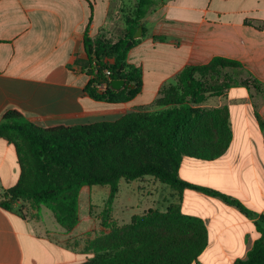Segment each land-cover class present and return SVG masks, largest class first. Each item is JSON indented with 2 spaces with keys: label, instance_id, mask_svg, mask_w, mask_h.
<instances>
[{
  "label": "crops",
  "instance_id": "1",
  "mask_svg": "<svg viewBox=\"0 0 264 264\" xmlns=\"http://www.w3.org/2000/svg\"><path fill=\"white\" fill-rule=\"evenodd\" d=\"M136 1L0 0V121L9 110L41 128L116 121L149 105H134L138 99L153 104L186 66L215 57L232 59L242 68L226 72L244 74L252 85H233L203 105L228 107L231 144L213 161L185 157L179 175L264 216V128L256 118L258 113L264 122V0H167L148 14L147 34L128 53V62L143 70L141 93L122 104L97 101L86 92L90 76L84 70L85 32L117 41L126 26L122 10ZM20 174L15 146L0 138V194L15 186ZM166 187L151 176L122 180L114 203V208L120 203V215L114 219L130 222L134 214L128 220L125 212L138 209L131 202L136 190L141 191V196L155 199L146 209L167 206L160 209L165 211L177 203L184 215L205 223L208 246L192 264H234L247 258L261 235L252 218L203 191L180 194ZM85 190L90 187L81 195ZM91 231L83 227L81 215L78 227L66 232L44 206L34 210L19 202L9 211L0 204V264H82L93 256L87 250Z\"/></svg>",
  "mask_w": 264,
  "mask_h": 264
},
{
  "label": "trees",
  "instance_id": "2",
  "mask_svg": "<svg viewBox=\"0 0 264 264\" xmlns=\"http://www.w3.org/2000/svg\"><path fill=\"white\" fill-rule=\"evenodd\" d=\"M165 2L137 0L125 5V30L115 42L85 32L84 70L90 76L86 92L91 98L122 104L141 93L143 70L128 62V53L147 34L148 14ZM139 27L143 36L134 40ZM227 68L241 69L242 65L215 57L210 63L186 66L174 83L160 91L151 109L128 112L116 121L41 128L17 110L7 111L0 121V138L15 146L21 174L15 186L1 192V206L9 211L19 202L29 203L34 210L44 206L70 232L80 224L82 189L108 186L110 196L99 217L103 231L88 241L87 250L93 256L82 264H192L208 246V230L201 219L184 215L179 204L172 203L165 211L149 208L129 223L120 224L113 217L120 182L151 176L180 194L194 189L219 197L252 218L260 238L247 258L234 264H264V216L231 196L187 183L179 175L185 157L213 161L231 144L228 107L203 106L237 84L228 75L220 80ZM114 79L125 80L122 90L109 86L99 92L96 88ZM254 85L259 88L255 81ZM256 118L264 128L258 113Z\"/></svg>",
  "mask_w": 264,
  "mask_h": 264
},
{
  "label": "rangeland",
  "instance_id": "3",
  "mask_svg": "<svg viewBox=\"0 0 264 264\" xmlns=\"http://www.w3.org/2000/svg\"><path fill=\"white\" fill-rule=\"evenodd\" d=\"M126 5H129V3H126ZM226 75L232 76L226 72L221 76L220 80H223V76H226ZM233 76L232 77L234 78V81H236V83H237L234 86H246V87H248L249 85H252L251 80L244 77L245 76L244 74L240 75L239 73H237V75L233 74ZM254 92H256V90H254ZM133 104L134 105H136V104H149L144 108L145 109H151L152 108V103L150 104L148 101H143L142 99H138ZM134 185L135 186H133V187H135V189H136L138 184H134ZM166 188H167V190H169V192H172V190L169 187H166ZM141 193H142L141 191L136 190V193L133 196V200L131 202L135 205H138V209H133L132 211L127 210L125 212V215H126V217H128V220L130 219V217L133 214L134 215H136V214L142 215V214L146 213V211H147L146 208L148 206H151L152 204H155L154 198L147 197L145 195L141 196ZM109 196H110V188L108 186H93L90 188V190H85L81 195V205H79V206H80V215H81L83 227L84 228L86 227V229H92L90 235L93 238L97 234H99L101 231H103L102 225L99 221V217H100L101 212L103 211L104 205L106 204V202L109 199ZM129 203H130V201L128 200V204ZM119 206H121L120 203H118L115 208L113 206V216L114 215H116V216L120 215V207ZM166 207L167 206L162 207L160 209L163 210ZM27 211H28L29 215L32 213L30 209H28ZM114 211H115V214H114ZM89 216H90V220H91L90 224H89V222H87L89 220ZM85 223H88V224L86 225Z\"/></svg>",
  "mask_w": 264,
  "mask_h": 264
},
{
  "label": "water",
  "instance_id": "4",
  "mask_svg": "<svg viewBox=\"0 0 264 264\" xmlns=\"http://www.w3.org/2000/svg\"><path fill=\"white\" fill-rule=\"evenodd\" d=\"M142 36H143L142 27H139L138 30L136 31L135 35H134V40L141 39ZM132 44H133L132 41H130L128 43L129 46ZM125 83L126 82L123 79L110 80V88L114 91H120L124 88Z\"/></svg>",
  "mask_w": 264,
  "mask_h": 264
},
{
  "label": "built area",
  "instance_id": "5",
  "mask_svg": "<svg viewBox=\"0 0 264 264\" xmlns=\"http://www.w3.org/2000/svg\"><path fill=\"white\" fill-rule=\"evenodd\" d=\"M106 73H107V76L109 77L110 72H106ZM108 81H109V78H108ZM109 86H110V82H107V83L103 82V83L97 84L96 88L98 89L99 92H104L109 88Z\"/></svg>",
  "mask_w": 264,
  "mask_h": 264
}]
</instances>
